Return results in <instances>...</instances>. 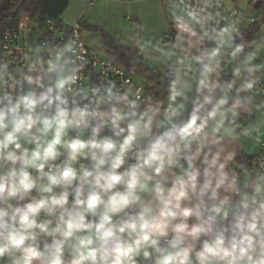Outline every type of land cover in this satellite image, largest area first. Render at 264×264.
I'll return each instance as SVG.
<instances>
[{
	"label": "clouds",
	"instance_id": "1",
	"mask_svg": "<svg viewBox=\"0 0 264 264\" xmlns=\"http://www.w3.org/2000/svg\"><path fill=\"white\" fill-rule=\"evenodd\" d=\"M219 3L176 0L170 41L137 35L136 80L83 79L78 36L0 53V264H264L241 120L261 65Z\"/></svg>",
	"mask_w": 264,
	"mask_h": 264
},
{
	"label": "crops",
	"instance_id": "2",
	"mask_svg": "<svg viewBox=\"0 0 264 264\" xmlns=\"http://www.w3.org/2000/svg\"><path fill=\"white\" fill-rule=\"evenodd\" d=\"M257 1L220 0L219 11L225 18H231L234 13L240 16L242 31L251 26H257L255 32L249 38H245L253 41L254 63L261 65L262 68L264 66V13L256 7ZM175 3L176 0H69L60 20L64 23L80 20L85 44L93 49L96 41L102 46L104 54L95 51L101 57L111 58L114 61V53L100 41L102 33L105 32L122 44L130 46H133L137 35H143L149 41H170L173 33L169 23V9ZM253 18L254 22L251 21ZM18 22V24L23 22L25 26L20 33V42L25 45L26 50L31 51V46L36 43L39 22L36 17H30L28 14H21ZM6 23H0V43ZM166 33H171L170 39L164 37ZM225 70L228 71L227 67ZM130 72H132L133 80L140 78L139 69L133 68ZM257 76L263 79L264 72L261 70ZM144 82L148 86L154 85L151 80ZM255 96L256 102L251 109L241 114V120L251 129V135L242 138L247 158L259 153L264 143V95L255 93Z\"/></svg>",
	"mask_w": 264,
	"mask_h": 264
},
{
	"label": "built area",
	"instance_id": "3",
	"mask_svg": "<svg viewBox=\"0 0 264 264\" xmlns=\"http://www.w3.org/2000/svg\"><path fill=\"white\" fill-rule=\"evenodd\" d=\"M93 4V2H90ZM254 22V18L251 19ZM25 29V26L20 27V24L16 26H5L0 43V53L8 54L7 59L14 60L19 56L17 49H26L25 45L20 42V33ZM36 43H43L45 39L55 38L57 40H64L67 36L79 37L80 42L83 43V47L87 52L90 59V65L88 72L83 77L87 79L88 76L95 73L96 76H100L104 69L108 68L109 64H114V66L119 70V73H123L125 76L132 78L130 71L125 70L122 66L116 64L111 58L101 57L95 50L90 48L85 44L82 37L80 20L74 23H64L61 20L46 19L43 24L38 27ZM166 39L171 38V33H166L164 35ZM264 72V66L261 68ZM108 77L111 79H119V75L115 71H109ZM255 93L264 95V78L259 79V83ZM264 152V143L262 145V150ZM251 157H249L250 159Z\"/></svg>",
	"mask_w": 264,
	"mask_h": 264
},
{
	"label": "trees",
	"instance_id": "4",
	"mask_svg": "<svg viewBox=\"0 0 264 264\" xmlns=\"http://www.w3.org/2000/svg\"><path fill=\"white\" fill-rule=\"evenodd\" d=\"M69 0H0V23L6 26H16L21 14L36 17L41 26L46 19L60 20L62 12L67 8ZM256 7L264 13V0H258ZM80 25L82 23L80 22ZM257 26H251L243 30L245 37L249 38L255 32ZM101 43L114 53V62L125 70L131 71L132 65L139 63L132 46L124 45L114 37L102 33ZM154 86V85H152ZM149 85V87H152Z\"/></svg>",
	"mask_w": 264,
	"mask_h": 264
},
{
	"label": "rangeland",
	"instance_id": "5",
	"mask_svg": "<svg viewBox=\"0 0 264 264\" xmlns=\"http://www.w3.org/2000/svg\"><path fill=\"white\" fill-rule=\"evenodd\" d=\"M94 50H97L99 51L100 53L104 54V51L102 49V46H100L96 41L94 42V47H93ZM135 76V75H134Z\"/></svg>",
	"mask_w": 264,
	"mask_h": 264
}]
</instances>
